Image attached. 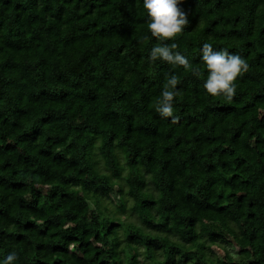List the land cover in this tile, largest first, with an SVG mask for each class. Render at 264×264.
<instances>
[{
    "label": "trees",
    "instance_id": "1",
    "mask_svg": "<svg viewBox=\"0 0 264 264\" xmlns=\"http://www.w3.org/2000/svg\"><path fill=\"white\" fill-rule=\"evenodd\" d=\"M179 7L199 75L143 0H0V264H264V0ZM204 43L248 63L230 101Z\"/></svg>",
    "mask_w": 264,
    "mask_h": 264
},
{
    "label": "clouds",
    "instance_id": "2",
    "mask_svg": "<svg viewBox=\"0 0 264 264\" xmlns=\"http://www.w3.org/2000/svg\"><path fill=\"white\" fill-rule=\"evenodd\" d=\"M182 0H143L144 8L150 17L148 29L158 41L150 52V60H161L170 65L182 66L186 71L192 70L194 75H199V69H193L190 61L176 51L178 45H171L161 41L174 39L182 34L188 26L187 14L179 7ZM201 60L207 68V79L204 89L213 96H223L231 100L236 92L235 81L238 76L248 71V63L239 54L230 53L227 49L215 50L210 43H204L201 49ZM180 83L177 75L167 78L161 94L156 100V111L163 118H173V104L179 94L177 85ZM16 254L8 255L4 264H12Z\"/></svg>",
    "mask_w": 264,
    "mask_h": 264
},
{
    "label": "rangeland",
    "instance_id": "3",
    "mask_svg": "<svg viewBox=\"0 0 264 264\" xmlns=\"http://www.w3.org/2000/svg\"><path fill=\"white\" fill-rule=\"evenodd\" d=\"M123 215V217H125V215L124 214H122ZM127 216V215H126ZM131 219H134V215H132L131 216ZM214 249H216V251H218L220 254H222L221 253V250H218V248H216V247H213ZM161 258H162V256H160ZM146 261H148V260H146Z\"/></svg>",
    "mask_w": 264,
    "mask_h": 264
}]
</instances>
